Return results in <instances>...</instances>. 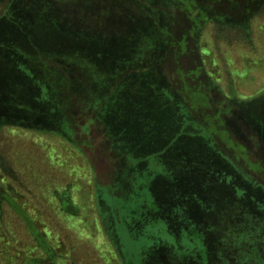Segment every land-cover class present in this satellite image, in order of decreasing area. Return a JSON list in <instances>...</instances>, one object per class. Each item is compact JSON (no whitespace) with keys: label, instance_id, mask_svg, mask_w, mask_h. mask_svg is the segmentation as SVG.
I'll list each match as a JSON object with an SVG mask.
<instances>
[{"label":"rangeland","instance_id":"1","mask_svg":"<svg viewBox=\"0 0 264 264\" xmlns=\"http://www.w3.org/2000/svg\"><path fill=\"white\" fill-rule=\"evenodd\" d=\"M195 1L0 0L1 264H264V0Z\"/></svg>","mask_w":264,"mask_h":264},{"label":"trees","instance_id":"2","mask_svg":"<svg viewBox=\"0 0 264 264\" xmlns=\"http://www.w3.org/2000/svg\"><path fill=\"white\" fill-rule=\"evenodd\" d=\"M237 1V0H236ZM193 2H196L195 0H139V3L141 5H143L146 9H148L149 11H151L152 14L154 15H159L160 11L162 12V14H165V15H168L167 17V24H165V31H166V37L169 38V35H173V34H178L181 36V41L183 42V51H182V55L183 53L186 51V49H189L188 46H187V41L185 39V36L182 35L183 31H182V28L178 25L177 29H175L173 27V24L178 21L176 18L173 19V16H169V12L167 10H169V8L173 5H176L178 7V9L185 13L187 12V10H190L188 7L193 3ZM163 3L162 6H165V8L162 9L161 8H158L159 5ZM154 6V7H153ZM159 11V12H158ZM161 14V13H160ZM161 14V15H162ZM157 15V16H158ZM215 20H218V19H215ZM246 21H250L249 19L246 20ZM216 22V21H215ZM210 24V23H209ZM174 31H176V33H174ZM191 32V30H188ZM181 54H177L176 55V60L177 61H181V57H180ZM176 62V61H175ZM202 70L201 68L199 69V71H196V74L199 75L201 73ZM191 71H194L195 70H191ZM222 113H220L219 116H221ZM211 122H213L211 120ZM215 126V125H214ZM216 126H218V124L216 123ZM215 126V127H216ZM210 131H213V129L209 126L208 128ZM224 139H225V142L227 143L226 146H228V148H230L231 151H233V155L235 156L236 159L240 160V159H244V160H247V161H250L252 162V165L255 167V169H257V164L254 163V161H252V159L250 158V155L249 153L246 151V149L241 146L240 144H235V142H233L232 140H228L227 138V135L225 134L224 136ZM230 145H232L234 148L237 149V153L234 152V149L233 147H231ZM246 162V161H245ZM259 165V164H258ZM260 168V167H259ZM261 171V168L259 169ZM0 222L2 223L1 226H5L7 228V224L8 223H5L4 221V212H3V209L2 207H0ZM26 223V222H25ZM6 224V225H5ZM27 225V223H26ZM2 226V227H3ZM4 228V227H3ZM29 233V236L32 237V236H36L35 238V241L37 240V230L39 231V228L36 226V225H32V227H29L28 225L25 227ZM10 231V230H9ZM11 232V231H10ZM35 233V234H34ZM32 240V239H31ZM33 241V240H32ZM38 241V240H37ZM34 243V242H33ZM32 243V244H33ZM48 247H45L43 249V253H44V257H40V259H29L26 263L24 264H44L43 262L44 261H47L48 263L50 264H53V262L56 264L57 260H58V257H55V255L51 254L50 252H48ZM52 255V256H51ZM1 264V262H0ZM5 264V263H3Z\"/></svg>","mask_w":264,"mask_h":264}]
</instances>
